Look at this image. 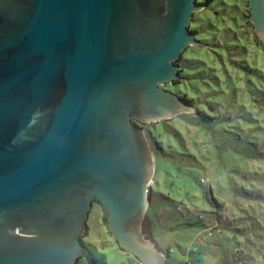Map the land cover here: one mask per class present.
Wrapping results in <instances>:
<instances>
[{
	"label": "water",
	"instance_id": "water-1",
	"mask_svg": "<svg viewBox=\"0 0 264 264\" xmlns=\"http://www.w3.org/2000/svg\"><path fill=\"white\" fill-rule=\"evenodd\" d=\"M264 47V0H248ZM197 0H0V264H77L92 202L143 264L145 129L193 111L167 84L199 44Z\"/></svg>",
	"mask_w": 264,
	"mask_h": 264
},
{
	"label": "rangeland",
	"instance_id": "rangeland-1",
	"mask_svg": "<svg viewBox=\"0 0 264 264\" xmlns=\"http://www.w3.org/2000/svg\"><path fill=\"white\" fill-rule=\"evenodd\" d=\"M249 10L248 0H212L195 11L200 43L165 87L195 110L145 127L155 173L142 231L165 264H264V49ZM87 222L91 254L77 264H143L115 241L98 203Z\"/></svg>",
	"mask_w": 264,
	"mask_h": 264
},
{
	"label": "trees",
	"instance_id": "trees-1",
	"mask_svg": "<svg viewBox=\"0 0 264 264\" xmlns=\"http://www.w3.org/2000/svg\"><path fill=\"white\" fill-rule=\"evenodd\" d=\"M212 2V0H204V1H199V0H197V3L198 4H200V5H203V6H208L210 3ZM250 11V10H249ZM247 19H246V21H247V23L249 24V26L252 28V22L248 19L249 18V15L246 13V16H245ZM190 28V32H192V33H194V34H198V30L196 29V28H193L192 26H190L189 27ZM252 31H253V29H251ZM253 33H254V31H253ZM254 37H255V40H256V42H257V44L261 47V49L263 50L264 49V47H263V45L261 44V42H260V40L257 38V36L254 34ZM182 57L179 59V60H177V63L180 65V67H181V70H180V75L182 76ZM177 83H179V80H176V81H174L173 82V84H171V86H173V85H176ZM169 85L170 84H168V86L167 87H169ZM172 88V87H171ZM181 96V95H180ZM182 97V99H183V101L189 106V107H192L194 110H195V105H194V102L191 100V99H188L187 98V96L185 95V96H181ZM162 122V121H161ZM163 122H165L166 124H167V120H163ZM158 123H160V122H156V123H154V124H152V125H154V126H156ZM147 125H151V124H146V126ZM149 132L152 134V130L149 128ZM157 138L158 137H155V136H153L152 137V140H153V142H155L156 143V147L159 149V150H163V147L162 146H159V144H158V142H157ZM155 145V144H154ZM201 182H205V179L203 178V179H201ZM211 198H213V201L214 202H217L218 203V201L214 198V197H212L211 196ZM219 204V203H218ZM110 232V231H109ZM113 237V236H112ZM114 239H115V237H113ZM115 241L117 242V240L115 239Z\"/></svg>",
	"mask_w": 264,
	"mask_h": 264
},
{
	"label": "flooded vegetation",
	"instance_id": "flooded-vegetation-1",
	"mask_svg": "<svg viewBox=\"0 0 264 264\" xmlns=\"http://www.w3.org/2000/svg\"><path fill=\"white\" fill-rule=\"evenodd\" d=\"M137 123H138L139 125H141V126L145 129V131H146V128H145V127H146L147 122H142V121H140V120H137ZM94 203H98V204L102 207V205H101V203H100L99 201L94 200V201L92 202V206H91V208H90V211H91V209H92ZM102 209H103V207H102ZM103 212H104V210H103ZM89 213H90V212H89ZM104 214H105V212H104ZM105 215H106V214H105ZM87 224H88V222H87ZM86 227H87V226H86ZM85 230H86V229H85ZM84 233H85V231H84ZM84 233H83V235H84ZM83 235L81 236V240H82V244L86 247V251H85V253H84L83 255H85L86 253H87V254H91V252H90V246H89V244H88L86 241H84V239H83ZM83 255L80 256V257L78 258V261H79L80 259L83 258ZM78 261H77V263H78Z\"/></svg>",
	"mask_w": 264,
	"mask_h": 264
}]
</instances>
